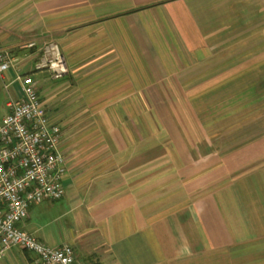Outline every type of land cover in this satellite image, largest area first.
<instances>
[{"label": "crops", "instance_id": "0c3cea01", "mask_svg": "<svg viewBox=\"0 0 264 264\" xmlns=\"http://www.w3.org/2000/svg\"><path fill=\"white\" fill-rule=\"evenodd\" d=\"M49 40L61 82L33 71ZM0 52V116L16 70L32 72L68 167L24 229L46 242L32 214L57 207L51 246L89 263L264 264V0H0ZM244 97L252 120L225 123Z\"/></svg>", "mask_w": 264, "mask_h": 264}, {"label": "built area", "instance_id": "2783aa9c", "mask_svg": "<svg viewBox=\"0 0 264 264\" xmlns=\"http://www.w3.org/2000/svg\"><path fill=\"white\" fill-rule=\"evenodd\" d=\"M36 46L30 41L22 48ZM12 67L13 58L0 52V76ZM16 71L21 96L8 101L9 112L0 119V259L20 248L33 252L37 264H94L80 259L71 245L51 246L21 227L31 205L64 196L68 167L61 149L62 128L43 103L32 72ZM33 71H48L52 79L68 73L56 41L40 47Z\"/></svg>", "mask_w": 264, "mask_h": 264}, {"label": "rangeland", "instance_id": "374dc122", "mask_svg": "<svg viewBox=\"0 0 264 264\" xmlns=\"http://www.w3.org/2000/svg\"><path fill=\"white\" fill-rule=\"evenodd\" d=\"M49 41H54V40H49ZM35 77L40 78V77H42V75L37 74V75H35ZM63 79H64V77L60 80H55V81L61 82V81H63ZM8 81H9V78H8ZM3 85H4L3 80L0 78V114L3 112L5 101L9 98L7 90L4 88ZM241 87H242V89H246V88H248V85H241ZM19 88H20L19 84L16 83L15 85H12L10 87V91L12 90L13 95H15V93H19ZM244 98H246V97H244ZM240 101H241L240 102L241 103L240 109H238L237 107L235 109H232L233 104H232V102L230 103V101H229V103H227L225 105V107H224V109H226L224 112V114L226 115V118L224 120L225 123H230L232 121H238L237 123L244 125V124L249 122V120L251 119L250 113H252V111H251L252 108L249 106V104H246V103H248V98H246L244 100H240ZM233 103H235V101H233ZM163 104H164V108L167 111L168 110V102L167 101H166V103L163 102ZM166 105H167V107H166ZM256 105L259 106L260 104L258 103ZM234 110L237 111L234 115H232V116H230L231 114L227 115V114L231 113V111H234ZM247 114H249V115H247ZM1 118L2 117L0 116V119ZM41 208L43 210V213H42L43 215H39L40 213H33L30 224H33L38 228L37 234L39 236H41L47 243H49V245H53L54 243L57 242V239L59 240L61 238V235H63V233H65L67 230L64 228V225L61 221L59 222V220L55 219L56 215H57V207H52V209H50L49 212H46V213H44V210L46 207H41ZM26 226L27 225L24 224V222L21 223L22 228H25ZM25 255L32 257V259L36 260V256L33 252H28ZM25 255L22 252H17L16 250H14V253H9V254L7 253L6 256L3 258V260L4 261L7 260V262H11V264H31L32 261L29 260L27 257H25ZM21 258H23V260H19ZM35 260H34V262H35ZM0 261H1V259H0ZM33 264H35V263H33Z\"/></svg>", "mask_w": 264, "mask_h": 264}, {"label": "trees", "instance_id": "16d2710c", "mask_svg": "<svg viewBox=\"0 0 264 264\" xmlns=\"http://www.w3.org/2000/svg\"><path fill=\"white\" fill-rule=\"evenodd\" d=\"M23 250V249H22ZM23 251H25L26 253H28V251H26V250H23Z\"/></svg>", "mask_w": 264, "mask_h": 264}]
</instances>
